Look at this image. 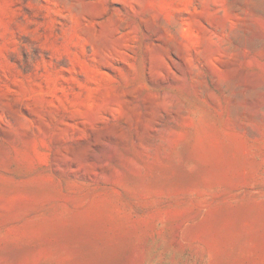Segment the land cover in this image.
<instances>
[{
  "label": "rangeland",
  "instance_id": "374dc122",
  "mask_svg": "<svg viewBox=\"0 0 264 264\" xmlns=\"http://www.w3.org/2000/svg\"><path fill=\"white\" fill-rule=\"evenodd\" d=\"M0 264H264V0H0Z\"/></svg>",
  "mask_w": 264,
  "mask_h": 264
}]
</instances>
